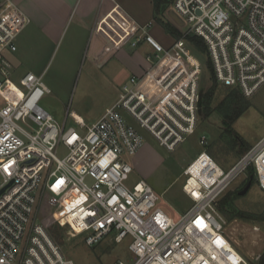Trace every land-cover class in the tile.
<instances>
[{
	"label": "built area",
	"instance_id": "1",
	"mask_svg": "<svg viewBox=\"0 0 264 264\" xmlns=\"http://www.w3.org/2000/svg\"><path fill=\"white\" fill-rule=\"evenodd\" d=\"M169 13L183 36L165 45L151 24L134 27L129 44L149 48L147 68L129 77L95 123L70 113L77 128H68L39 104L50 93L43 75L12 80L7 55L30 20L16 0H0V264H74L38 219L45 195L58 201L79 196L55 221L89 247L109 235L116 243L129 236L132 264H247L225 237L217 204L250 168L264 194V138L224 169L200 136L204 150L183 171L182 192L192 206L176 219L144 180L126 186L133 172L127 159L144 146L142 132L174 152L197 130L207 61L202 65L191 52L188 34L202 40L218 85L246 98L264 86V0H172ZM59 146L67 151L62 159Z\"/></svg>",
	"mask_w": 264,
	"mask_h": 264
},
{
	"label": "rangeland",
	"instance_id": "2",
	"mask_svg": "<svg viewBox=\"0 0 264 264\" xmlns=\"http://www.w3.org/2000/svg\"><path fill=\"white\" fill-rule=\"evenodd\" d=\"M128 2L129 10L137 20L151 19V6H147L146 2L136 3L132 0ZM171 2L161 17L176 28L181 36L178 38L171 36L156 23L158 28H153L154 35L165 45L174 39L181 38L185 33V29L179 27L170 17ZM73 24L74 18H71L56 47L53 51L52 48H49L43 57L47 61L43 72V83L49 89L50 94H45L39 103L57 124L65 123V127L68 128H77L69 116L70 113L80 116L86 125L95 123L105 109L118 97L122 85L127 82L130 76L127 67L120 57L116 56L105 67H93L87 55L86 47L87 44L90 45L89 40L86 41L87 32L77 31ZM69 26L70 28H68ZM188 35L186 36L187 46L194 55L197 54L196 58L200 63L205 65L206 61L209 62L206 51L200 50V52L187 40ZM82 45L83 48H81ZM122 51L130 53L133 50L130 45H126ZM26 68L29 67L13 71L12 80L18 83L25 74ZM34 73L38 74L37 71ZM210 85V74L208 75L204 68L200 90L206 91ZM226 92L227 88L217 84L213 108L217 107L224 99ZM243 97L248 107L231 125V129L244 141V145L247 147L243 154L238 153L239 146H232L229 137L224 134L221 115L213 112L207 119L198 117L195 134L174 152L165 150L151 136L142 132L145 140V154L141 156L140 165L130 174L126 186L131 187L136 182L144 180L159 196V206L165 213L175 219L185 213L192 206V201L182 192L185 180L183 171L187 164L204 150L198 144L200 136H206L208 141L206 150L214 155L213 159L224 169L234 165L264 138V86L252 97ZM66 154L67 151L63 146L57 148L56 155L60 159L64 158ZM127 161L131 163L133 158H129ZM248 177L247 173V175L236 179L220 199L231 193L233 206L236 210L256 217L264 216V194L257 187L254 177L250 189L245 194L237 196V193L248 183ZM79 198V196L73 195L67 200L58 201L45 195L38 206V219L42 224L49 225L48 232L60 247L63 256L74 264H113L117 260L132 264L135 257L131 255L128 248L131 242L129 236L116 243L113 239L114 235H109L98 244L89 247L84 243L82 236L71 237L63 221L58 222L60 219L55 221V218L64 214V212L62 214L60 212L62 207L76 202ZM220 215L224 221L225 237L246 263L261 264L262 261L264 262V219L243 220L232 219L221 213Z\"/></svg>",
	"mask_w": 264,
	"mask_h": 264
},
{
	"label": "crops",
	"instance_id": "3",
	"mask_svg": "<svg viewBox=\"0 0 264 264\" xmlns=\"http://www.w3.org/2000/svg\"><path fill=\"white\" fill-rule=\"evenodd\" d=\"M128 1L16 0L19 9L30 23L18 34L15 41L16 51L7 55L13 71L29 67L25 73L37 71V75H43L47 63L43 57L49 48L53 51L70 19L74 18L75 29L87 32L86 41L90 42L86 47L87 55L93 67H105L116 56L120 57L130 76L141 75L148 66L144 54L149 48L142 45L132 49L130 53L122 50L126 45H130L134 27L151 24L149 31L154 35L153 28L157 27V22L154 19L152 0H132L136 3L143 1L147 6H151L150 20H137L129 10ZM144 146L130 158H133V171L140 165L141 156L145 154Z\"/></svg>",
	"mask_w": 264,
	"mask_h": 264
},
{
	"label": "trees",
	"instance_id": "4",
	"mask_svg": "<svg viewBox=\"0 0 264 264\" xmlns=\"http://www.w3.org/2000/svg\"><path fill=\"white\" fill-rule=\"evenodd\" d=\"M170 2L171 0H152L154 19L166 33L178 38L181 36L178 30L174 28L171 24H169L167 21L163 20V18L161 17L163 11L169 5ZM187 40L195 47H197L199 51H206L202 40L198 37L194 35H188ZM206 70L208 72V75L210 74L211 85L206 91H202L199 116L202 119H207L211 116L213 112H217L218 114H220L222 117L224 134L229 137L232 146H239L238 153L241 155L247 150V147L244 145V141L235 133L234 130L231 129V125L246 110V108L248 107L247 102L237 89H227L226 96L224 97V99L218 104L217 107L213 108V102L216 99V97L214 98V94L216 91L217 84L213 79L214 77L212 75V69L208 61L206 64ZM209 154L212 157L214 156L210 152ZM253 174V169L250 168L248 170L249 177L247 180H251V184L253 182ZM217 209L221 214L232 219L255 221H258V219H264V216L256 217L252 214L236 210L233 206L231 193L226 194L222 199L219 200L217 204ZM261 264H264V262L262 261Z\"/></svg>",
	"mask_w": 264,
	"mask_h": 264
},
{
	"label": "water",
	"instance_id": "5",
	"mask_svg": "<svg viewBox=\"0 0 264 264\" xmlns=\"http://www.w3.org/2000/svg\"><path fill=\"white\" fill-rule=\"evenodd\" d=\"M201 93H202V91H201ZM251 180L250 181H248V183L245 185V187L238 193V195H243V194H245L249 189H250V187H251Z\"/></svg>",
	"mask_w": 264,
	"mask_h": 264
},
{
	"label": "bare ground",
	"instance_id": "6",
	"mask_svg": "<svg viewBox=\"0 0 264 264\" xmlns=\"http://www.w3.org/2000/svg\"><path fill=\"white\" fill-rule=\"evenodd\" d=\"M72 115H73V117H74L75 119H77V120H79V121L82 119L80 116H78V115L75 114V113H73ZM261 159H264V154L261 156ZM63 222H64V221H63ZM230 250H231L232 252L235 253V250L232 249L231 247H230Z\"/></svg>",
	"mask_w": 264,
	"mask_h": 264
}]
</instances>
